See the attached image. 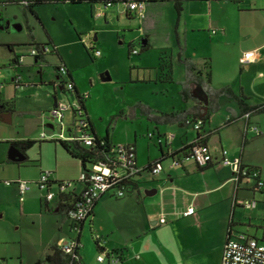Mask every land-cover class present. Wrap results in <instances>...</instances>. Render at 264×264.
<instances>
[{"label":"crops","instance_id":"1","mask_svg":"<svg viewBox=\"0 0 264 264\" xmlns=\"http://www.w3.org/2000/svg\"><path fill=\"white\" fill-rule=\"evenodd\" d=\"M142 1L144 3L143 17L139 18L137 29H135L133 36L129 37L128 42L130 43L133 37L145 39V45H140V49L141 47L145 48L143 51L140 50V53H144L152 48L153 45L150 41L153 38V42L157 44L155 46L159 50L155 65H153L155 68L154 75L142 77V81L150 83L151 80H159V85L164 86L175 83L174 87L178 99L167 110L148 101H145V104L147 103L150 107L159 111L177 110L189 104V102L183 103L177 94L176 81L181 80L183 77L182 65L177 61L179 51L181 57H188L198 65L208 60L212 87L229 85L233 91L240 89L247 96L248 103L264 102L263 0H239L236 2L231 0H179L181 10L178 15L173 6L174 0ZM50 2H68L73 6L81 3L86 5L90 17H103L104 20H107L111 13L116 14L117 19L120 15H124L126 19H130L134 15L125 11L120 1H114L109 6H104L103 2L99 0L92 2L89 0H81L80 2L50 0ZM112 5L114 7L109 8ZM97 12H100V14L96 15ZM74 30L78 38L81 33H86L84 28H81V31ZM211 30L215 31L211 32ZM115 31L118 34V29H115ZM123 33H125L124 27L121 28V37L124 35ZM47 38L48 41L45 44L51 46L52 53L50 54L57 57V63L51 65L53 70H55V65L61 62L68 71L75 92L85 93L88 97L87 90H83L76 82L69 60L67 61L57 51L59 45L55 43L53 37L48 36ZM129 43L127 45V55L137 54L131 52L133 48L129 46ZM85 48H89L88 52L91 59L97 57L93 56L91 51V49L96 48L95 45L84 46V50ZM26 53L27 55L13 54L10 56L8 65L13 72L7 82H0V108L3 109L0 113V143L11 145L12 141L32 139L35 140L34 144L37 145V151L34 156L29 154V148H33L34 145L32 144L22 151L25 158L18 162L8 160L6 156V163L11 165L9 176L12 179L19 178L34 181L38 178L40 172L48 170L50 171L49 180L52 182L59 180L76 182L70 190L76 193L80 188L77 178L82 170V166L77 159L70 157L57 143L45 139L37 141L39 135H31L32 138H25L27 135L30 136L29 133L18 134V130H14L15 125H13V130L10 133L8 129L2 126L14 119H17L21 124H26L28 120L31 121L33 118L34 125L31 126L41 125V131L44 130L46 133L45 127L49 124H41V118H47L45 117L47 110L54 106V103L57 104L64 99L63 90L58 91L59 88H57L54 80L43 79L41 71H38V79L34 78L31 66L35 65L37 61L29 55V51ZM161 54L164 58L170 59L172 82L160 81L161 75L158 64ZM244 55L250 57L248 62L242 61ZM17 74L20 75V80L14 82L13 77ZM66 78L68 77L66 76ZM66 96L67 98L72 96L74 99L73 92L66 94ZM22 97H27L28 100L26 105L18 107L17 99ZM224 99L228 98H219L218 110L210 114L208 120L198 131L193 129L191 124L154 125L148 121L153 125V129L146 131L145 146L148 147L149 144L153 146L157 156L153 159L146 157L140 165H138L135 143L136 135H133L131 141L122 143H132L134 145L136 164L139 167H144L147 163L159 158L161 151L165 152V149L168 148L178 150L192 142L197 134L204 135L205 144L213 153L217 154L220 148H224L230 155H237L244 165L257 168L259 177L263 182L262 188L259 191L252 189L254 183L252 180L242 181L236 186L230 168L219 163L201 168L192 159L188 158L178 166L179 168H176V166L169 167V159L163 158L160 161L161 170L154 176L150 175L152 180L144 182L146 184L142 185L144 190L154 188V194L147 196L143 190L141 202L134 200L136 205L142 206L144 223L142 224L141 220L140 226L133 231L130 237L113 239L112 235L107 234L111 230L107 231L99 221L97 222V219L95 220L97 214L95 209H98L97 207L103 204L107 197L108 199L116 197L112 190L101 195L93 206L91 230L102 237L104 251L115 250L114 253L120 255L115 264H205V258L210 253L219 256L220 264L222 246L230 222V227L234 231H245L255 236L263 234L264 226L255 225L250 221L249 216L244 214L247 209L242 206L241 202L255 200L256 194L261 195L264 193V113L250 115L248 120L244 117H238L224 125L230 110L237 115L235 103L233 105L229 104ZM85 100L83 104L93 132L98 137L106 134L109 141L115 144L112 142L108 131L105 130L104 134L97 133ZM134 103L127 109V114L131 112L132 117L137 115L131 109ZM31 110L35 112L44 111L40 114L41 116L39 115L40 120L36 115L32 116L30 114L28 116ZM2 113L9 114V122L2 121ZM23 115L29 118H24ZM71 116L70 109L63 110L62 120L65 123L63 127L65 133L68 132L67 127L71 125ZM246 123L256 125L259 133L249 129L246 130ZM49 129L50 131L55 130V127L50 124ZM168 131L174 135L168 146L158 145L153 137L147 136L148 132L161 135ZM43 151L51 152L52 162L42 160ZM164 160H167V163L163 164ZM137 180V189L132 193H136V199H139V183L141 182L139 176ZM31 188L25 193L22 202L19 203L22 204L23 208H26L27 204L32 201L37 202L39 205L42 204L43 212H40L39 209L40 215L50 217L48 221L56 229V235L53 237L54 241L47 243V245L59 244L73 239L75 231L70 228V221L65 214L57 209V199L54 198V204L49 206L48 201L41 198L42 190L35 185ZM36 191H38L37 195ZM187 196L189 197L187 198ZM182 204H184L183 208ZM188 206L194 208V213L190 215L182 214ZM254 207H256V200ZM84 224L85 221L79 226V232ZM68 232H71L74 236L67 238L66 234ZM79 250L80 247L78 249L79 260L82 264H86ZM14 256L13 264H21L20 256ZM105 260L107 264H114L109 263L107 258ZM0 262L7 264L5 255H0Z\"/></svg>","mask_w":264,"mask_h":264},{"label":"rangeland","instance_id":"2","mask_svg":"<svg viewBox=\"0 0 264 264\" xmlns=\"http://www.w3.org/2000/svg\"><path fill=\"white\" fill-rule=\"evenodd\" d=\"M112 7L114 6L109 8ZM33 10L35 15L18 3L7 0L0 4V82H7L13 72L8 65L10 56L13 54L27 55L26 52L31 47H36L35 44L46 46L47 37H53L55 43L59 45L57 51L67 61L69 60L79 87L89 93L85 102L97 133L104 134L105 130L108 131L115 144L131 141L135 134L138 165L142 164V160L146 157L149 159L156 157L155 148L150 144L146 147L144 139L146 131L153 129V125L138 114L132 117L131 112H128V115L127 109L133 102L145 103L148 101L167 110L178 99L175 83L164 86L159 85V80H151L150 83L142 81V77L154 75L153 65H155L159 50L155 46L157 44L153 42V38L150 41L153 45L152 48L144 53H140L141 38L133 37L131 42H128L129 37L133 36L137 29L139 18L133 15L132 18L126 19L124 15H120L117 19L116 14L111 13L108 19L104 20L103 17H90L86 5L81 3L73 6L68 2H50V0H42L41 3L33 7ZM122 27L125 28V33L121 37ZM81 28L86 29V33H81L78 38L74 29L81 31ZM115 29H118V34ZM94 38L95 40H93ZM128 43L131 48L136 50L137 54L127 55ZM91 45H95L100 52V55L94 59H90L84 50V46ZM46 47L49 51L45 53L44 61L31 66L33 76L38 79V71H41L43 79L55 81V72L51 65L57 63V57L50 54L52 53L51 46L47 45ZM105 73L109 79L104 81L100 75ZM57 88L59 87L57 86ZM58 91L61 92L60 89ZM65 96L64 93L63 101H67L68 98L73 100L72 96L68 98ZM27 100V97L18 98V107L26 105ZM224 100L229 104H234L232 100ZM41 113L44 111L31 110L28 116L36 115L40 120ZM28 116L23 115L24 118H29ZM41 119V124L44 125L54 123L52 119ZM13 125H15L14 130H18V134L29 133L30 136L27 135L25 138L39 135L41 131V125L31 126L34 125L33 118L26 124H21L17 119H14L2 126L10 133L13 130ZM49 128L48 125L45 127L46 133L51 132ZM56 130L58 131L57 127L54 131ZM8 148L9 145L0 143V255H5L7 264H13L14 255L20 256L21 264H32L35 259L42 257L48 251L47 243L54 241L56 229L48 221L50 217L40 215L39 209L40 212H43L42 204L39 205L32 201L27 204L26 208H23L18 201L15 185L5 182V180H12L9 176L11 165L5 161ZM36 151V144L28 150L29 154L33 156ZM42 153L43 161L52 162L51 152L43 151ZM165 163L167 160H164L163 164ZM176 168L179 167L176 166ZM139 179L141 180L139 199H136V193L125 194L127 196L123 195L119 198L110 197L108 199L107 197L106 201L103 204L99 203L101 205L95 209L97 213L95 220L97 219V222L99 221L107 231L111 230L107 234L112 235L113 239L130 237L133 231L140 226L141 220L142 224L144 223L142 206L136 205L134 200L141 202L144 190L142 185L146 184L144 182L152 180V176L143 171L140 173ZM35 193L37 195L38 191ZM255 200V209L248 208L244 214L249 216L250 221L255 225L263 227L264 193L256 194ZM54 201V198L49 200V206H52ZM183 207L184 204H182ZM79 233V251L85 263L107 264L105 259L97 260L99 251L95 248L87 220ZM73 236L71 232L66 234L67 238ZM205 260V264H219V256L214 253H210ZM0 264L2 263L0 262Z\"/></svg>","mask_w":264,"mask_h":264},{"label":"built area","instance_id":"3","mask_svg":"<svg viewBox=\"0 0 264 264\" xmlns=\"http://www.w3.org/2000/svg\"><path fill=\"white\" fill-rule=\"evenodd\" d=\"M26 0H23L25 3ZM114 2V0L105 1L104 6H109ZM124 10L130 12L137 16L138 18L143 17V6L144 3L141 0H126L120 1ZM264 8V0L263 5ZM97 12L96 15H99ZM215 30H211L214 32ZM40 50L36 47H31L29 50V55L36 58L40 54H45L49 50L45 45L39 46ZM92 51L93 56H99L100 52L98 49L94 48ZM132 53H136V50L131 49ZM21 58V57H20ZM250 57L244 55L242 58L243 62H248ZM20 62V61H19ZM55 72V83L60 86V89L64 93L69 94L73 89V82L66 78L67 69L64 65L59 64L54 70ZM14 82L20 80V75L17 74L13 77ZM86 97L87 94L82 93ZM71 110V125H73L72 132L67 127V133L63 131L65 126L62 120L63 110ZM74 110V111H73ZM45 117L52 119L54 123L53 127H57L58 131L51 130V133H45L42 130L39 134V139L53 140V139H72L79 138L82 139L85 145L92 144V138L88 131L81 130L84 127L86 118L82 115V110L76 103L75 99L72 101L67 99V101L58 102L55 106H52L45 113ZM248 120V113L243 116ZM56 124V125H55ZM200 121L197 120L192 124L193 129L199 127ZM70 125V126H71ZM245 129H249L255 133H259V129L256 125L245 124ZM148 137H153L156 144L168 146L173 138L172 132H165L161 135H154L152 132L147 133ZM194 141V140H193ZM190 149L179 156L171 157L169 159V167L179 166L184 162L185 159H192L194 163L202 167L207 164L219 163L230 168L232 173V179L234 183L239 184L242 181L252 180L253 186L256 188H262V180L259 177L257 168L248 167L244 165L237 155H230L228 151L224 148H220L218 153H213L208 149L206 145L200 143H193ZM191 143V142H190ZM171 150L165 149V153H169ZM113 155L118 160V164L107 160V163L98 162L89 166L88 170L80 171L77 182L80 184L79 190L75 193L77 199L74 198L72 204L66 210V217L71 222H78L80 220H85L89 211L94 204V202L104 193L112 190L114 196L121 197L125 195V190L123 187H117L116 182L129 176H134L140 167L137 166L135 161V149L132 143H118L113 146ZM118 166V167H117ZM161 170L160 162L153 164L150 168L149 174L154 176ZM50 171L45 170L40 172L38 178L34 181L25 179H12L5 180L8 184H14L16 187L17 198L19 202H22L25 193L33 186H37L38 189L44 190L41 194V198L44 201H49L56 198L57 195L67 193L72 190L75 183L71 180H61L59 182L50 184L49 183ZM253 188V187H252ZM255 189V188H253ZM245 209L253 208L255 206V200H244L241 202ZM194 213V208L188 206L182 214L190 215ZM73 231H77V228H72ZM96 237L99 235L96 233ZM73 239L66 242L59 243L61 250L64 252H71L72 249L77 246ZM107 258L109 263H115L119 260L120 255L114 252H99L97 254V260L103 261ZM220 264H264V234L261 236H255L245 231H234L231 227L228 229L224 244L222 246V253Z\"/></svg>","mask_w":264,"mask_h":264},{"label":"trees","instance_id":"4","mask_svg":"<svg viewBox=\"0 0 264 264\" xmlns=\"http://www.w3.org/2000/svg\"><path fill=\"white\" fill-rule=\"evenodd\" d=\"M8 1L18 3L22 5L23 7H26L34 15H35V12L33 10V7L42 2V0H26L25 3L23 2V0H8ZM69 1L70 2H80L81 0H69ZM89 1L92 2L94 0H89ZM99 1L104 3L105 1H108V0H99ZM114 1H126V0H114ZM231 1L236 2L239 0H231ZM5 2H7V0H4V1L0 0V4H3ZM173 6L176 11V14L178 15L181 10L180 1L174 0ZM35 45H36V48L40 50L39 46L41 45L39 44H35ZM144 49H145L144 47H141L140 50L143 51ZM85 51L88 53V56L90 57L89 52H88L89 48H85ZM39 56H41V54ZM35 57L37 60H39L38 56H35ZM177 61L182 65V68H183L182 79L176 81V84L178 87L177 94L183 103L189 102V104L184 105V107L177 109V110L159 111L140 101L135 102L131 106V109L135 111L138 115L143 116L147 121L153 123L154 125L191 124L192 126L193 123L199 120L200 124H199V127L196 129V131H198L200 130L202 125L208 120L210 114L218 110L219 98L221 97H225V98L232 100L235 103L236 108H237V115L233 114L231 110L229 111V115L225 119L224 125L230 123L231 121L235 120L238 117H243L245 113H248V118L250 115L264 113V102L248 103L247 96H245L240 89H238L237 91H233L229 85H223V86L216 87V88L212 87L210 84V69H209L208 60H205L203 63L198 65L188 57H181V53L179 51L177 53ZM59 64H62V63L60 62ZM59 64L55 65V69L57 68ZM158 70L161 75L160 81H163V82L173 81L171 77L170 59L164 58L162 54L160 56V61L158 64ZM66 76L68 77L70 81H72L68 76V71H67ZM72 92L74 93V99L76 103L82 110V115L87 120L85 122L84 127H82L81 130L88 131L90 133V136L92 138V144L85 145L82 139H79V138L53 139V140H48V141L57 143L64 149V151L70 157L77 159L82 166V171L88 170L89 166H91L92 164L98 163V162L107 163V160H110L111 162L115 163V165H117L119 162L113 155V146L115 144H112L109 141L106 134L103 135L102 137H98L93 132L90 121L85 112L84 104H83L85 100V96L82 95V93L79 94L75 92L74 85H73ZM203 96L205 97V102H204ZM2 111L3 109L0 108V113ZM71 127H73V125L69 127L70 131L72 130ZM204 138H205L204 135L197 134L193 143H200L202 145H206ZM37 141H41V139L37 138ZM34 142L35 140H32V139H21L17 141H12L10 144L15 146L18 150L22 152L23 150L31 146ZM191 145H192V142L184 145L178 150H171V152L169 153H165L161 151L160 152L161 156L159 158H157L156 160L150 163H147L144 167H140V171H138L134 176L125 177L117 181L116 182L117 187L119 186L123 187V189L125 190V194L132 193L133 191L137 189V186H138L137 177L140 175L142 171H146L149 173L150 168L153 164L160 162L163 158H171V157L184 154L190 149ZM210 165L212 164L204 165L201 168H205ZM59 181L52 182L51 180H49V183L52 184V183H56ZM253 188H255L256 191H259V189H261V188H256L255 185L253 186ZM75 197H76V194L73 191L72 192L70 191V193L67 192V193L57 195L56 196L57 209L60 212H63L64 214H66L67 208L72 204ZM75 199H77V197ZM94 204L92 205L89 211V215L85 220H80L76 223L72 221L70 222L71 229L74 227L77 228V231H75L76 233H75V237L73 238V240L76 243H78V245L75 246L71 252H68V253L64 252L63 250H61L58 244H51L48 247V251L44 253V255L41 258L36 259L32 264H82L79 260V255H78V249L80 247L79 245V226L82 224V222L86 220L88 221V224H89V230H90L95 248L97 249V251L103 252L102 237L100 235L96 237L95 236L96 232L94 230H91V216H92ZM230 226H231V222L228 224L227 231L230 228ZM114 251L115 250H112L111 252H114Z\"/></svg>","mask_w":264,"mask_h":264},{"label":"water","instance_id":"5","mask_svg":"<svg viewBox=\"0 0 264 264\" xmlns=\"http://www.w3.org/2000/svg\"><path fill=\"white\" fill-rule=\"evenodd\" d=\"M146 43V40L145 39H141L140 40V45L141 46H144ZM35 61H37V59L35 58ZM101 79L102 80H108L109 77L108 75L105 73L101 76ZM59 89H60V86H59ZM204 97V96H203ZM204 102H205V97H204ZM56 105V103H54V106ZM9 114L6 113H2L1 114V118H2V121L3 122H9ZM50 126V124L48 125ZM25 158L24 154L18 150L15 146L13 145H9V148H8V151H7V159L10 160V161H13V162H18V161H22L23 159ZM155 192V189L154 188H150V189H145L144 190V194L149 196V195H152L154 194Z\"/></svg>","mask_w":264,"mask_h":264},{"label":"flooded vegetation","instance_id":"6","mask_svg":"<svg viewBox=\"0 0 264 264\" xmlns=\"http://www.w3.org/2000/svg\"><path fill=\"white\" fill-rule=\"evenodd\" d=\"M45 54H42L41 56H38L39 60H37V62H43V57H44ZM40 64V63H39Z\"/></svg>","mask_w":264,"mask_h":264}]
</instances>
